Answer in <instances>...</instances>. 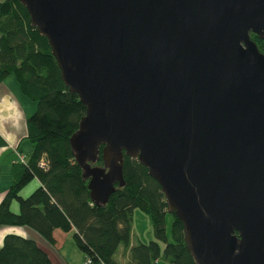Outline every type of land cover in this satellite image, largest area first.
<instances>
[{"label": "water", "instance_id": "water-1", "mask_svg": "<svg viewBox=\"0 0 264 264\" xmlns=\"http://www.w3.org/2000/svg\"><path fill=\"white\" fill-rule=\"evenodd\" d=\"M20 1L87 106L71 143L92 200L129 155L196 264H264V0Z\"/></svg>", "mask_w": 264, "mask_h": 264}, {"label": "trees", "instance_id": "trees-1", "mask_svg": "<svg viewBox=\"0 0 264 264\" xmlns=\"http://www.w3.org/2000/svg\"><path fill=\"white\" fill-rule=\"evenodd\" d=\"M251 36L264 52V36ZM10 74L37 107L27 119L32 148L13 164V182L0 197V229L27 226L53 244L58 234L73 231L76 246L92 264H158L161 259L196 264L176 214H171L168 234L165 195L138 159L125 155V185L117 183L107 203L92 200L89 177L71 143L87 106L66 85L47 36L32 25L20 0H0V81ZM102 150L103 145L92 164H104ZM33 180L38 186L30 195H21ZM14 201L18 211L12 208ZM137 208L150 216L153 240L133 241ZM0 264L54 263L35 239L10 232L0 245Z\"/></svg>", "mask_w": 264, "mask_h": 264}, {"label": "crops", "instance_id": "crops-1", "mask_svg": "<svg viewBox=\"0 0 264 264\" xmlns=\"http://www.w3.org/2000/svg\"><path fill=\"white\" fill-rule=\"evenodd\" d=\"M36 107V102L22 92L14 76L10 74L0 81V197L13 182V164L20 160L21 153H28L32 148L27 136V119ZM35 181V186H38V180ZM10 232L35 239L54 264H76L71 256L75 254L79 261L82 257L84 259V254L75 244L73 231L58 234L53 244L30 227L3 226L0 245Z\"/></svg>", "mask_w": 264, "mask_h": 264}, {"label": "rangeland", "instance_id": "rangeland-1", "mask_svg": "<svg viewBox=\"0 0 264 264\" xmlns=\"http://www.w3.org/2000/svg\"><path fill=\"white\" fill-rule=\"evenodd\" d=\"M12 77L15 75L14 74H11ZM16 81H17V78L15 77ZM18 83V81H17ZM19 84V83H18ZM35 101V100H33ZM36 102V101H35ZM36 184V181L33 180L32 182H30L22 191H21V195L23 196H28L30 195L33 190L37 187L35 186ZM11 185V184H10ZM10 187V186H9ZM8 187V188H9ZM7 188V189H8ZM12 208L14 211H18L19 210V205L16 201L13 202L12 204ZM172 215L169 213L167 215V231H168V234L170 233L171 231V222H172ZM155 237H154V233H153V226H152V221H151V218L150 216L143 212L142 210L140 209H135L134 211V225H133V241L134 242H138V241H142V242H148L150 240H153ZM78 250V249H76ZM80 252V251H78ZM82 254V253H80ZM74 259V263L76 264H86V260L82 258H80V261H79V258L75 255H71ZM82 256V255H81ZM84 260V261H83ZM158 264H170L169 262L161 259Z\"/></svg>", "mask_w": 264, "mask_h": 264}, {"label": "built area", "instance_id": "built-area-1", "mask_svg": "<svg viewBox=\"0 0 264 264\" xmlns=\"http://www.w3.org/2000/svg\"><path fill=\"white\" fill-rule=\"evenodd\" d=\"M20 157L22 160H24L26 158V155L25 154H20ZM86 264H92V261L90 259H87L86 260Z\"/></svg>", "mask_w": 264, "mask_h": 264}]
</instances>
